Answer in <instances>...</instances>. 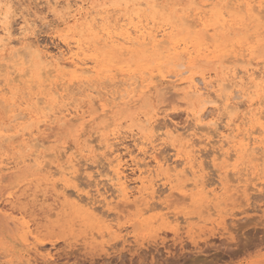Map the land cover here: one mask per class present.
<instances>
[{
  "label": "rangeland",
  "instance_id": "1",
  "mask_svg": "<svg viewBox=\"0 0 264 264\" xmlns=\"http://www.w3.org/2000/svg\"><path fill=\"white\" fill-rule=\"evenodd\" d=\"M68 1L73 4L81 0ZM83 1L86 3L84 8L91 10L93 16L100 13L105 17L102 21L98 16L95 17L100 24L96 22L92 25L88 20L77 25L72 21L59 23L47 5L48 2L53 6L49 0H10L11 8L8 11V6L0 0V18L10 15L7 21L11 25V38H18L20 28L24 25L23 21H26L31 26L28 42L32 43L33 40L32 44L37 45L39 49V53H36L34 48L23 50L24 53L22 49L17 48V43L12 42L10 44H14L13 46H2L0 50V64L4 65H0V89L5 90L0 91V196L3 194L0 197V208L8 217V222H15L19 218L31 224L38 222L41 229L36 235L39 234L46 244H53L47 246L46 251L43 250L44 255L49 254L48 261L42 262L39 259L41 257L35 260L26 246L27 243L15 232L3 242L0 240V264H26V261L27 264H65L67 258L72 260L68 264L75 261H81V264H264V157L257 156L258 159L255 160L246 155L240 157L231 153L232 160L223 162L219 159L213 163L215 156H218V153H214L221 145L217 141L218 134L222 131L226 133L225 127L232 119L231 127L239 126L243 130L252 127V136L258 139L261 148H264V132H256L257 121L255 117L246 114L249 107L245 102L229 116L228 111L226 114L222 113L223 110L213 112L212 104L202 108V103L197 102L195 98L187 99L181 92L183 85L174 88L167 84L171 79L168 76L184 71V78L190 75L221 77L225 73L223 66L226 61L222 65L199 60L189 63L188 55L180 57L181 60L174 59L169 55V48L172 46L170 43L163 45L158 51L148 50L141 53L140 47L137 46L127 52L125 49L130 50L132 46L124 42L123 38L127 35L134 36L135 31L141 27L152 28L153 31L164 29L171 35V39L176 41L180 47L179 51L188 41H183L185 35L179 30L170 32L165 16H156L152 9L142 5L147 0ZM61 4L63 0L56 7L59 9L55 8L56 12L60 11ZM107 33L118 37L116 48L104 45L103 37H106ZM64 41L68 42L73 50L76 44H79L81 57L88 59V67L94 68L89 75L95 80L94 91L86 90L85 86L78 88L77 83L69 81L72 67L66 69L64 81L69 84L65 85H69V91L73 92L69 96L70 107L78 109V114L71 118H61L57 112L60 99L53 95L49 85L59 82L56 72L48 70L46 73L42 58L44 53L57 56V52L65 51ZM247 42L253 47L250 50L251 64L264 71V47L254 45L252 39ZM14 51L18 53L13 54ZM15 63L17 64L14 65ZM179 63L184 67L175 66ZM138 64L149 67L150 70L134 72L136 79L142 80L143 85L154 83L156 88L142 94V87L138 84L130 98L114 102H110L104 94L98 93L97 97L96 92L102 90L101 87L110 90L122 89L123 86L119 85ZM12 69V74H16L9 73ZM97 71L100 72L98 78ZM14 76L17 77L16 80ZM9 78L13 81L8 85L4 84ZM105 80L111 85H104ZM167 87L170 90H165ZM157 88L163 90L159 91ZM78 90H81V93H75ZM95 95L97 99L94 98ZM211 98L213 99V96ZM194 108L208 112L205 124L212 119L216 121L217 130L214 133L210 129V135L208 133L204 137L203 132L195 133L199 135L194 137L193 122L186 116V112ZM243 114H246L244 120ZM13 115L20 118L14 120ZM166 125L168 126L165 127ZM169 128H176L177 132L167 137L164 133L170 131ZM3 134L5 139L10 136L9 140L4 139L6 142L2 141ZM99 135L112 141L114 152L108 153L98 145L96 138ZM149 143L155 147L154 154L158 153L157 158L160 155L163 163L167 160L165 165L175 171L172 170L169 175L162 173L158 177H152L156 187L155 199L147 205L142 208L132 206L131 209L122 207V210L120 207L117 213L109 212L100 200L103 194L108 200H114L116 196L114 188L107 180L110 174L106 159H112L114 154L120 155V159H123L124 175L130 180L129 184L133 188L137 187L139 185L135 179L138 178L140 170H155V164L150 158L152 149ZM136 145L144 147L149 156L146 152L140 154ZM176 147L180 149L181 160L176 157ZM227 148L228 146L224 145V150ZM109 154H112L111 157ZM46 155L48 157H43ZM187 156L190 157V163L196 167L198 180L202 183L204 181L203 186L199 184L193 187L192 177L188 173L182 177L174 176L185 167L183 161ZM71 161L76 163L72 164L75 165L73 168L69 165ZM135 163H139V167ZM67 166L71 167V171L66 170L67 173L74 169L76 171L67 176L58 172ZM234 171L241 172L244 177H237V174H233ZM222 173L228 175L222 177L223 184L219 177ZM169 181L177 196L175 198L173 194L170 208L163 209V202L170 194ZM180 183L187 187L184 188ZM52 184L56 185L57 189L53 190ZM181 191L185 193L180 194ZM62 195H65L64 199ZM81 198L82 203L79 200ZM10 199L14 201V205L10 206ZM90 201L94 204L93 210L84 206V203ZM50 213H53V217ZM61 251L63 256L59 254Z\"/></svg>",
  "mask_w": 264,
  "mask_h": 264
},
{
  "label": "bare ground",
  "instance_id": "2",
  "mask_svg": "<svg viewBox=\"0 0 264 264\" xmlns=\"http://www.w3.org/2000/svg\"><path fill=\"white\" fill-rule=\"evenodd\" d=\"M1 1L5 2L4 3L5 6H8L7 7V11H8L11 8L9 5L10 0H1ZM49 1H52V3L51 2L50 3L53 6H50L48 2H47V5H48L49 9L51 8V10L54 14L53 16L56 18V21L59 23H65V22L72 21L75 25H77V23H79V22H80V24H84L88 20L93 25V24H96V22L98 21L95 17L98 16L100 21L105 19V17H103L102 14H100V13L96 14V16H93L91 13L92 12L91 10H87L86 8H84V5H86V3L83 0L79 1L78 3L74 2L73 4H71L68 0H63L64 6H63V4L60 5L61 8H60L59 12L58 11L56 12L55 8L59 5V3L62 0L60 2L58 0H49ZM144 4L147 7H149L150 9H152L154 15L165 16L164 18L169 23L168 28L170 29V32L175 31V30L176 31L179 30L180 33H184V35H185V38H183V41H188V42L184 43V47L181 49V51H179L180 47L178 46V44H176V41H173L171 39V35L168 34V32H166L164 29H162L160 31H153L152 28H147V27L138 28L137 27L138 29L135 31L134 36L127 35L126 37L123 38V40H125L124 42H126L132 46V48L130 50H128V49H125V50L127 52H129L132 49L139 46L140 47L139 51L141 53H144L148 50L158 51V50L162 49L163 45L170 43L172 46L169 48L170 49L169 55H171L172 58H174V59H178L180 57L188 55L189 56V63H191L195 60H199L202 62L212 61V62H216V63H221V65H222V63H224L226 61L224 63L225 65L223 66L225 73L221 77L220 76L219 77L214 76V77L207 78L204 75H198V76L190 75V76L184 78L183 74L186 73L184 71V72H177V73H174V74H171L170 76H168V78L170 77L171 79L169 81H167V84L172 85L174 88L175 87L177 88L178 86L183 85L184 88H182L181 92L183 95L186 96L187 99L195 98L197 102L202 103L201 104L202 108H204V106L207 104L208 105L212 104L214 106V107H212L213 112H220L221 110H223L222 113L224 112L226 114V112L228 111L230 113V114L227 113L229 116L233 115L234 111H237L239 105L242 104V102H245L249 107L246 114H250L252 117H255V120L257 121L256 129L257 128L258 129L256 130V132L258 130H259L258 133L260 131L264 132V71L259 70L258 68H256V66L251 64L250 50L253 47L249 46L250 43L247 42L248 40L252 39L253 42L255 43L254 45L264 47V0H147L142 5H144ZM142 5H138V6H142ZM56 9H59V7ZM142 11L143 10H141V12ZM95 13H96V11H95ZM9 16L5 15L2 18H0V50H1L2 46L6 47L7 45H11L10 43L15 42L19 46L17 48L19 50L22 49L21 50L22 52H24L23 50H29V49L34 48L35 52L39 53V49H38L37 45L32 44V43H34L33 40H31L32 43L28 42V40H30V39H28V37H29V30H30L31 26L26 21H23L24 25H22V27L20 28L18 38H16V39L11 38V33H10L11 25L7 21ZM146 21H147V19H146ZM97 23L100 24V22H97ZM142 23H143V21H142ZM94 26H96V25H94ZM168 28H167V30H168ZM95 29H97V27ZM92 30L94 31V29H92ZM33 35H34V32H33ZM103 35H104V33H103ZM113 35H114L113 33H112V35H110V33H107L106 37H103L104 38V40H103L104 45L111 46L112 48H116L117 45L115 43L117 42L116 40L118 39V37L113 36ZM100 40H102V39H100ZM121 41H122V39H121ZM245 43H247V45ZM13 45H11V46H13ZM63 45L66 47V50L65 51L61 50V51L57 52L58 53L57 56L56 55L53 56V54L49 55V54L44 53L42 55V58H43V62H44V67L46 69V73L48 70H50L52 72H56V77H57L58 82H59V84L52 83L49 85L50 88L54 91V92L52 91L53 95L55 94L60 99V108L58 109L57 112L60 114L61 118H71V117L78 114V109L70 107L71 102L69 103V96H70L72 90L70 92L69 91L70 89L68 88L69 85L68 86L65 85V84H69V82L64 81L66 73H67L66 69L68 67H72V71L70 72L71 79L69 81L77 83L78 88L85 86L86 90L91 91V90H93V84H94L95 80L92 77H90L89 75L92 74V72L94 71V68L88 67L87 66V62H88L87 60L88 59L81 57V54H80L81 48H80L79 44H76V46L74 47L75 50H73V48L70 47L69 43L66 41L63 42ZM96 45H98V44H96ZM18 49H15V50H18ZM11 51L13 52V50H11ZM14 52L15 53H13V54L18 53L16 51H14ZM122 53H124V52H122ZM31 54H29V55H31ZM19 55L20 54H18V56ZM36 57L38 58L37 55H36ZM180 60H181V58H180ZM40 62L42 63V61H40ZM40 62H39V64H40ZM16 64L17 63H15L14 65H16ZM23 64H25V63H23ZM170 64H171V62H170ZM1 66H4V65L2 64ZM29 66H30V64H29ZM89 66H90V64H89ZM175 66H178L179 68L184 67V65H182L180 63L178 65H175ZM12 67H13V65H12ZM102 67L111 68V67H113V65H102ZM7 68H8V66H7ZM8 69H11V67ZM149 70H150L149 67L138 64L135 66V68L132 69V71H131L132 73H130L128 75L126 80L124 82H121V84L119 85V87L123 86L122 89L110 90V89H107L106 87H104V88L101 87L102 90L97 91L96 95L98 93L104 94L105 96H107L110 99V102H114L118 99L124 100L126 98L131 97V95L134 93V90L138 87V84H140V86L142 87V94H146L150 90L156 88V85H154V83L143 85L144 82L142 80L139 81L138 79H136V75L134 74V72L141 73V72H145V71H149ZM41 71H43V70H41ZM99 71L96 72L97 78L100 75ZM12 72H13V69L9 73L12 74ZM40 73L41 72H39V74ZM14 74H16V73L14 72ZM14 74H12V75H14ZM50 74H51V72L48 73V76ZM20 75H19V78H20ZM14 77L16 80L17 77L16 76H14ZM14 77H13V80H14ZM40 77H42V76H40ZM154 78H155V76H154ZM9 79H7V82L4 84L8 85L10 82L13 81L12 78H9ZM46 79H48V78H46ZM105 82H106V84H104V85L109 84L108 81L105 80ZM119 82L120 81H118V84H119ZM17 83H19V81H17ZM163 84H162V87H163ZM109 85H111V84H109ZM116 85H114V86H116ZM3 86H5V85H3ZM157 89H159V88H157ZM166 89L170 90L169 87L165 88V90ZM75 90H76V88H75ZM161 90H163V89H159V91H161ZM0 91L3 92L5 90L0 89ZM77 92L81 93V90H78L75 93H77ZM92 93H94V92H92ZM90 95L91 94H89L88 96H90ZM96 95L94 96V98H96ZM98 95H97V97H99ZM211 96H213V99L211 98ZM55 99L57 101V98H55ZM71 99H73V97H71ZM40 101H42V100H40ZM35 103L37 104L36 101H35ZM105 103L109 104V102H105ZM53 104H55V103L53 102ZM99 107H100V105H99ZM96 108H97V106H96ZM45 109H48V111H49V108L46 107ZM207 113L208 112H203L202 110H197L196 108L191 109L190 111L186 112V116L188 118H190V120H192V122H193V125H192L194 127L193 132L195 131L193 134L194 137L199 135V134L196 135L197 133L202 134L203 132H205V134L203 136L206 137L207 134L209 133L208 131L210 129L213 131V133L217 130L216 129V121H214L213 119L210 120L209 122H207V124H205L204 121L207 118V116H206ZM246 114H243V116H244L243 120L245 119ZM228 115H225V116H228ZM14 116L15 115H13V117ZM13 117H12V119H13ZM16 118H20V117H18L16 115L14 117V120ZM145 120H147V119H145ZM232 121H233V119L231 120V123L229 121V123L225 127L226 133H223V131H222V133L218 134L219 139L217 141H219L221 143V145L217 148V152H215L216 150H214V152H215L214 154L218 153V154H216L218 156H215V158L213 159V163L215 164V162L219 159H222L223 162H227L230 159L232 160V158H231L232 154L231 153H234L235 155H238L240 157L246 155V156L252 157L255 160H256V158L258 159L257 156L264 157V148L263 147L261 148L259 145V142L257 141L258 139L256 137L252 136L253 135L252 134L253 131L251 130L252 127H249L248 129H245V130L241 129L239 126L231 127L233 125ZM246 122H248V121H246ZM145 124L147 125V123H145ZM71 126L73 127V125H71ZM167 126L168 125H166L165 127H167ZM3 127H4V125L2 126V128ZM154 127H156V126H154ZM4 128L2 129L3 131H4ZM105 128H103V129H105ZM23 129H25V128H23ZM69 130H70V128L68 129V131ZM176 132H177L176 128H172V129H170V131H167L164 134L167 135V137H168V135H172ZM95 133H96V131H95ZM210 133H209V135H210ZM17 134H15V135H17ZM182 134L184 135V133H182ZM2 136L4 137V134ZM30 136H31V133H30ZM9 137L10 136H8V138L6 137L7 139H5V137H4L2 139V141L6 142L5 140H9ZM185 138H187V136H185ZM96 139H97L98 145L102 146V148H104L106 151H108V153L113 151L112 150V148L114 147L113 143L110 139H108V137L103 136V135H99V137H97ZM114 139H115V137H114ZM185 140H187V139H185ZM207 140L209 141V138H207ZM87 142L89 143V141H87ZM203 142H204V140H203ZM149 144H151L150 146L152 149V151H151L152 153L150 154V158L152 159V161L155 164V170L153 172L150 171V169L149 170L148 169L140 170L138 172L139 173L138 178L135 179L139 185L137 187L133 188L129 184L130 180L128 181L126 178V175H124L123 165H122L123 159L122 160L120 159L119 154H118L119 156H115L116 154L113 153L114 157L112 159H106L108 161L107 167L109 168L108 170H109V174H110L109 177L107 178V180L111 184L110 186H112L114 188L116 196H115V199L113 198L114 200H108L104 196V194H103V196H100L99 194H101V193H99L98 197L100 196V198H101L100 200L102 202H104V204H105L104 206H106V208L109 212L117 213L118 210L120 209V207L122 210V207L131 209L132 206L142 208V206L147 205L149 203V201H151L152 199L153 200L155 199V197H154L155 182L153 181L152 177L153 176L158 177L162 173L163 174L166 173V175H169V173L172 172V170H173V172L175 171V169H173L172 167L168 168L169 166L165 165V162L167 160L163 163V162H161L160 155L157 158L158 153H157V155L154 154V152L156 150L155 147L152 145V143H149ZM189 144H192V143H189ZM18 145H19V143H18ZM37 145L38 144H35V146H37ZM193 145L194 144H192V146ZM224 145L228 146V148L226 150H224ZM187 146H189V145H187ZM32 147H33V145H32ZM39 147L40 146H38V148ZM86 147H88V146H86ZM89 147H90V145H89ZM136 147L138 148V152H140V154L141 153L144 154L146 152L144 147H142L140 145L139 146L136 145ZM83 149H84V147H83ZM174 150L176 151V157L181 160L182 156L180 153V149L178 147H176V148H174ZM146 153L148 154L149 152H146ZM62 154L63 153H61V155ZM47 155L43 156V157H48ZM111 155H110V157H111ZM75 156H77V155H75ZM148 156H149V154H148ZM41 157H42V155H41ZM159 159H160V161H159ZM183 162H184L185 167L183 168V170L180 173H176L174 176L175 177H178V176L182 177L188 173V175H190L192 177L193 187H194V185H199V184L203 186L204 181L202 183L198 180L199 176L197 175V171L195 170L196 167H195V165H193V163H190V157H188V156L184 157ZM74 163L71 161V162H69V165L73 168L76 165V163H75V165H72ZM65 164H64V166H65ZM123 164H124V161H123ZM135 164H138L137 166L139 167V163H135ZM144 165L146 166L147 164L145 163ZM43 166H46V165H43ZM70 166H67L66 169L64 168L63 170H60V169H57V170H60L58 172H60L63 176L65 174L67 176V174H72L76 171L74 169L75 171L73 170L72 172L67 173L66 170L70 169V171H71ZM140 166H142V164ZM143 168H144V166H143ZM202 169H203V167H202ZM233 174L234 175L237 174V177H244V174L242 175L241 172L239 173L238 171H234ZM233 174H232V176H233ZM190 176H188V178ZM227 176L228 175L226 173H222V175L219 176L221 179V182H222V177H227ZM161 180H162V177H161ZM156 182H157V179H156ZM231 182H233V181H231ZM57 183H55V184H57ZM168 183H169L170 194H169V196H167L166 200L163 199V200H165L163 202L165 208H163V209H169L170 208L169 203H170L171 197H173V194L175 195V198L177 196L174 193V191H175L173 189L174 186L171 185L170 181ZM234 183H235V181H234ZM221 184H223V182ZM205 185H206V183H205ZM16 186H17V184H16ZM185 187H187V185ZM55 188L57 189V186L52 184V189L55 190ZM201 189H205V188H201ZM220 189H221V187H220ZM66 190L67 189H65L64 191H66ZM184 193L185 192H183V191L180 192V194H184ZM1 196H3V194ZM64 196H63V199H64ZM80 196H81V194H80ZM179 197L180 196H178V198ZM83 198L79 199L81 201L80 203H82ZM67 199H68V197H67ZM183 199H186V198L183 197ZM11 205H14V201H12V199H10V206ZM93 205L94 204H91V201L84 203V206L88 210H93V208H94ZM19 208H21V207L19 206ZM56 209L57 208H55V210ZM149 209H151V208H149ZM139 210H141V209H139ZM143 210H145V209H143ZM14 212L12 214H14ZM38 214L40 215V213H38ZM50 214L52 216L53 213H50ZM167 214H168V212H167ZM14 216H16V215L14 214ZM34 217H36V215ZM48 217H50V216H48ZM7 218L8 217L3 214V210L0 208V240L3 242L5 239H8L11 236V234L14 235L15 232H17L20 234V238L25 243H27L26 246L32 252L35 260H37L39 257H41L39 259H41L42 262L48 261L49 254L44 255L43 250L46 251V249H47L46 247L47 246H53V244L52 243L46 244L45 241L42 240L40 236H38L39 234L36 235L37 232L39 231V229H41L39 227V225L37 224L38 222L37 223L34 222L33 224H31L28 221H24L23 218H19L15 222L14 221L8 222ZM36 218H34V219H36ZM41 219H40V221H42ZM184 219L186 220V218H184ZM176 222H177V220H176ZM32 227H34V228L31 229ZM110 235H111V233H110ZM61 246H62V244H61ZM55 247H56V245H55ZM3 248H4V246H3ZM61 253H62V251L59 254H61ZM74 259H76V258H74ZM24 260H25V258H24ZM24 260L22 259L23 262H24ZM70 261H72V260L71 259L68 260V258H67V260L64 262H65V264H68V263H70ZM34 262H36V261H34ZM79 262L75 261L73 264H81V261H79ZM27 263L28 262L26 261V264ZM29 264H31V263H29Z\"/></svg>",
  "mask_w": 264,
  "mask_h": 264
}]
</instances>
